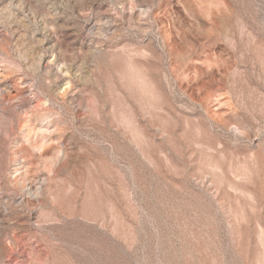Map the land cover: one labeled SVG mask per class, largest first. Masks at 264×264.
<instances>
[{
    "label": "rangeland",
    "instance_id": "374dc122",
    "mask_svg": "<svg viewBox=\"0 0 264 264\" xmlns=\"http://www.w3.org/2000/svg\"><path fill=\"white\" fill-rule=\"evenodd\" d=\"M0 264H264V0H0Z\"/></svg>",
    "mask_w": 264,
    "mask_h": 264
}]
</instances>
